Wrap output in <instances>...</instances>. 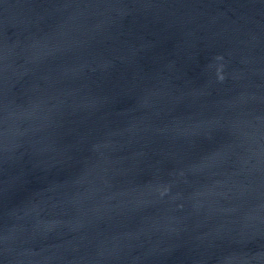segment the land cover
<instances>
[{
    "label": "water",
    "instance_id": "water-1",
    "mask_svg": "<svg viewBox=\"0 0 264 264\" xmlns=\"http://www.w3.org/2000/svg\"><path fill=\"white\" fill-rule=\"evenodd\" d=\"M0 264H264V0H0Z\"/></svg>",
    "mask_w": 264,
    "mask_h": 264
}]
</instances>
